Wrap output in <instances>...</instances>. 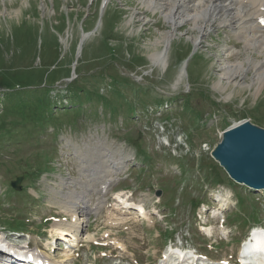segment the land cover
Wrapping results in <instances>:
<instances>
[{
  "label": "rangeland",
  "instance_id": "374dc122",
  "mask_svg": "<svg viewBox=\"0 0 264 264\" xmlns=\"http://www.w3.org/2000/svg\"><path fill=\"white\" fill-rule=\"evenodd\" d=\"M207 28L199 39L190 23L180 25L171 33L162 67L149 55L164 48L172 25L140 0H0V121L16 109L5 103L44 84L61 89L51 95L67 108V84L113 103L120 99L109 86L132 98V86L122 81L144 86L133 117L126 105L110 111L95 98L76 114L55 109V116L72 121L55 132L47 124L19 142L0 143V240L21 247L28 242L55 264L249 261L239 260L237 248L252 226H264V189L232 184L210 153L221 132L235 123L249 120L264 128V85L260 91L220 86L224 59H232L228 49L240 52L243 42L226 26ZM83 34L89 35L75 58ZM247 74L248 82L252 72ZM155 89L176 97L151 105ZM183 100L199 111L204 127L192 123ZM106 151L121 170L97 194L101 182L85 175L91 164L105 161L100 155ZM142 155L144 163L138 160ZM45 156L52 167L43 171ZM16 177L21 180L13 193L8 186ZM64 178L72 181L69 186L61 184ZM75 188L88 194L93 209L76 208L79 219L65 209L70 198L64 195ZM98 196L102 204L96 205ZM69 225L67 237L54 232ZM166 230L168 239L162 235ZM195 251L219 262L197 258Z\"/></svg>",
  "mask_w": 264,
  "mask_h": 264
},
{
  "label": "bare ground",
  "instance_id": "6f19581e",
  "mask_svg": "<svg viewBox=\"0 0 264 264\" xmlns=\"http://www.w3.org/2000/svg\"><path fill=\"white\" fill-rule=\"evenodd\" d=\"M140 2L142 6L151 9L152 12L155 10L159 11L172 25V31H168L169 33L164 36V48L149 55L152 63L156 64L155 62H157L162 67L166 65V52L170 44L171 33L176 31L184 22L190 23L196 32L201 34L199 39L205 35L208 26L217 23L218 25L226 26L230 32L243 42V49L240 52L228 49L232 59H224L220 69L218 84L220 86L223 84L222 82L227 86L239 84L255 87L257 91L261 90L264 85V0H140ZM88 35H83L82 38L84 39ZM196 42L197 40H193L194 44ZM194 48L196 49L195 46ZM253 52L261 55V57H255L252 55ZM183 67L185 66L183 65ZM247 72H252L248 82L244 80L248 76ZM100 156L105 161L95 162L93 160L95 163L91 164L92 168L87 169L88 173L85 175L92 179L98 178L101 182L100 188L97 189V194H103L107 186L110 185L112 175L121 170V162L114 158L111 151H106ZM81 162L84 164L86 160H81ZM71 182V180L65 178L61 180V184L64 187L69 186ZM80 185L83 186L82 184ZM69 190L64 195V197L70 198V201L65 202L67 204L65 209L68 212H73L74 214L72 215L75 216V219H79L76 217V214H78V212H75L76 208L83 213L93 210L87 198L88 194L84 193V191H78L76 188ZM99 198L98 196L96 205L101 203ZM70 226L65 229L62 228L63 226H57L54 228V232L61 237L63 235L66 236L65 232H72L69 229ZM250 236L251 239L243 246L242 250L244 254L242 257H246L250 261L245 264H264V229L261 227L253 228ZM246 251H249L250 254H246ZM183 257L184 254L179 259L181 262L184 261Z\"/></svg>",
  "mask_w": 264,
  "mask_h": 264
},
{
  "label": "trees",
  "instance_id": "16d2710c",
  "mask_svg": "<svg viewBox=\"0 0 264 264\" xmlns=\"http://www.w3.org/2000/svg\"><path fill=\"white\" fill-rule=\"evenodd\" d=\"M69 73V71H68ZM127 81V80H126ZM122 81L124 83H129L132 86V94H136L134 98L132 97H125L124 94L121 93L117 89V86H109V89L113 91L116 95L119 96L120 102L113 103L110 101L106 95L94 92L92 93L90 89L85 88H79L76 91H72L70 89V85L67 84L64 87L65 94L70 93L67 95V103L69 104V108L62 106V100H57L52 97L51 92L54 90H61L58 88H53L52 86L48 84H44L42 87H38L32 90L25 91L23 95L17 96L14 99H12L11 102L5 103V105H14L16 109L12 111L11 117H8L10 115V112H7L5 115V119L0 121V143L4 142L6 138L12 139L13 141L19 142L23 138L27 136H33V133L37 130H45V126L48 124H51L53 132L57 131V129L61 126L64 122H71V120L66 118H60L54 115L55 109H64L72 112L73 114H76L79 109L83 106L85 102L91 103L95 101V98H98L100 100V103H105L106 107L111 108L110 111H114L116 108V105L125 106L128 111V115L133 117L135 115V109H136V102L140 103L143 102L142 98L139 100V97L137 95L138 92H140L141 89L144 88V86H140L139 84L134 85L133 81ZM133 83V84H132ZM40 85V84H39ZM38 93V94H37ZM81 93V94H80ZM155 93L157 94V99H153L154 101L151 102V105H160L162 104L163 100H173L176 96H169L165 95L159 90L155 89ZM94 94V95H93ZM81 95V97H80ZM26 96L29 97V99H26ZM117 96V97H118ZM137 97V98H136ZM138 99V100H136ZM32 102L34 103L32 106ZM185 105H183L182 109L187 110L191 115L192 123L195 124L196 127H204L206 125V122L202 121V115L199 113V111L187 107L185 100H183ZM29 104L31 107L29 108V111H25L26 105ZM217 104V103H215ZM142 107L146 106V104L141 103ZM5 109L2 111L4 112ZM4 116V114H3ZM135 146L136 151L143 152L142 148L139 146ZM48 157L45 156L43 158L44 163L43 167L40 168L44 171V169H49L52 166L45 162L47 161ZM142 163L146 162L147 159L144 158V155L142 157H139V159ZM38 169V166L36 167ZM35 168V172L37 173V169ZM13 191L12 189H10ZM22 192V191H21ZM17 193V192H14ZM166 236L165 239H168Z\"/></svg>",
  "mask_w": 264,
  "mask_h": 264
},
{
  "label": "water",
  "instance_id": "95a60500",
  "mask_svg": "<svg viewBox=\"0 0 264 264\" xmlns=\"http://www.w3.org/2000/svg\"><path fill=\"white\" fill-rule=\"evenodd\" d=\"M82 40L75 58L80 56ZM210 155L233 181L255 190L264 189V128L249 120L235 123L221 132ZM20 180L17 177L11 186L16 188Z\"/></svg>",
  "mask_w": 264,
  "mask_h": 264
}]
</instances>
